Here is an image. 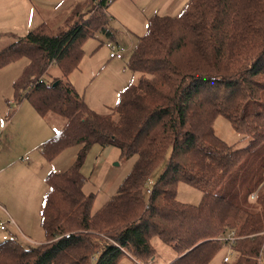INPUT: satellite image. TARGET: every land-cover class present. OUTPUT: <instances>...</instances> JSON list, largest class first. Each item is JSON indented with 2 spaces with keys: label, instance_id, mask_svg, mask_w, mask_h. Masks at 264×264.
<instances>
[{
  "label": "trees",
  "instance_id": "trees-1",
  "mask_svg": "<svg viewBox=\"0 0 264 264\" xmlns=\"http://www.w3.org/2000/svg\"><path fill=\"white\" fill-rule=\"evenodd\" d=\"M113 1L58 0L48 9L56 25L43 20L0 49V67L20 56L29 59L14 83L17 98L28 99L41 115L65 118L41 144L44 156L52 160L79 145L68 169L46 175L41 223L47 240L0 241V264H121L124 256L151 264L154 238L176 253L164 264H208L224 246L221 236L233 229L239 257L220 264H260L264 0H188L177 15H152L129 61L138 80L101 113L68 75L79 65L86 38L98 30L112 35ZM51 66L60 74L48 80ZM220 113L246 145L232 146L216 134ZM95 143L118 147L123 158L139 157L117 192L92 211L95 193L83 189L82 166ZM180 180L202 191L200 203L178 199Z\"/></svg>",
  "mask_w": 264,
  "mask_h": 264
},
{
  "label": "rangeland",
  "instance_id": "rangeland-1",
  "mask_svg": "<svg viewBox=\"0 0 264 264\" xmlns=\"http://www.w3.org/2000/svg\"><path fill=\"white\" fill-rule=\"evenodd\" d=\"M53 1L0 0V49L13 41L14 36L25 35L43 20L56 25L54 22L57 18L52 11L42 9L49 8ZM187 2L114 0L109 5L108 29L113 36L98 30L94 36L86 38L79 65L68 75L89 105L98 112H109L110 107L117 103L124 86L136 82L140 76L131 70L129 61L140 36L147 31L149 18L156 13L177 15ZM40 8L42 11L39 13ZM117 46L123 48L122 58L110 56L112 48L116 50ZM28 62L26 56H20L0 67V241L15 237L23 244L47 240L41 223V206L48 189L46 172L68 169L79 150L78 144L72 145L49 161L39 149L42 137L52 134L65 119L55 112L41 115L28 99L17 98L14 83ZM56 74H60L59 68L51 66L46 78L52 80ZM220 89L219 93H224L223 88ZM236 97L237 94L230 102L234 103ZM213 126L216 134L228 144L246 145L247 139L235 129L226 115H216ZM138 157V154H132L129 158H123L114 146L92 145L82 166L85 176L83 189L95 193L92 211H96L116 193ZM161 168L162 165L156 169L152 179L156 178ZM152 183L147 182L146 188ZM177 197L184 202L198 204L202 200V191L180 180ZM251 200L254 199L251 197ZM153 242L156 258L151 264H164L176 254L159 238H154ZM228 250L229 247L224 245L208 264H220ZM261 262L264 264V251ZM121 264L143 263L124 256Z\"/></svg>",
  "mask_w": 264,
  "mask_h": 264
},
{
  "label": "built area",
  "instance_id": "built-area-1",
  "mask_svg": "<svg viewBox=\"0 0 264 264\" xmlns=\"http://www.w3.org/2000/svg\"><path fill=\"white\" fill-rule=\"evenodd\" d=\"M114 48L115 47L112 48V51L110 52V56L122 58L123 57V54H122L123 48L119 47V46H117L116 50H114ZM0 140H1V134H0ZM149 183H152V181L149 180ZM150 192H151V186L146 188V193L149 194ZM251 197L254 199L255 193H253L251 195ZM1 227L4 228L3 225H1ZM237 238H238V236H237V233L234 229L227 231L226 233H224L221 236V240H222L223 244L225 246L229 247L228 252L223 257V261H225V262L234 261L239 256L238 251L235 250L233 247V244L236 242ZM262 255H263V253H262ZM261 260H262V257H261ZM260 264H262V262H260Z\"/></svg>",
  "mask_w": 264,
  "mask_h": 264
},
{
  "label": "crops",
  "instance_id": "crops-1",
  "mask_svg": "<svg viewBox=\"0 0 264 264\" xmlns=\"http://www.w3.org/2000/svg\"><path fill=\"white\" fill-rule=\"evenodd\" d=\"M31 1H32V0H31ZM57 1H58V0H56V1L54 0V1L49 5V8H50L51 6H53ZM49 8H45V7H44V8H42V9H45V10L47 9V10H48ZM40 9H41V8H40ZM40 9H39V10H40ZM42 9L39 11V13L42 11ZM16 36H18V35H16ZM11 42H12V41H11ZM7 45H8V44H7ZM127 84H128V83H127ZM127 84H126V85H127ZM126 85H125V86H126ZM125 86H124V87H125ZM85 100H86V99H85ZM87 103H88V102H87ZM88 104H89V103H88ZM90 106H91V105H90ZM91 107H92V106H91ZM111 107H112V106H111ZM92 108H93V107H92ZM93 109H94V108H93ZM36 111H37V110H36ZM37 112H38V111H37ZM64 119H65V118H64ZM64 124H65V120H63L62 125H61L59 128L55 129V131H53L52 134H50V135H45L46 137H42L43 139H42V141H40L39 149H40L41 144H42L46 139L52 137V136H53L58 130H60V129L64 126ZM110 146H113V145H110ZM103 147H107V146H103ZM114 147H116V146H114ZM40 150H41V149H40ZM116 150L120 153V149H119L118 147H116ZM41 152H42V151H41ZM26 157H28V156H26ZM49 161H51V160H49ZM48 173H49V171H48ZM48 173L46 172V175H47ZM116 192H117V191H116ZM113 195H114V194H113ZM113 195H112V196H113ZM106 201H107V200H106ZM106 201H105V202H106ZM41 207H42V206H41ZM14 223L19 225V223H18L17 221H14ZM19 226H20V225H19ZM1 228H2V227H1Z\"/></svg>",
  "mask_w": 264,
  "mask_h": 264
},
{
  "label": "water",
  "instance_id": "water-1",
  "mask_svg": "<svg viewBox=\"0 0 264 264\" xmlns=\"http://www.w3.org/2000/svg\"><path fill=\"white\" fill-rule=\"evenodd\" d=\"M58 82H59V81H58V80H56V81H55L53 84H54V85H57V84H58Z\"/></svg>",
  "mask_w": 264,
  "mask_h": 264
}]
</instances>
